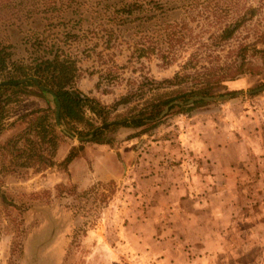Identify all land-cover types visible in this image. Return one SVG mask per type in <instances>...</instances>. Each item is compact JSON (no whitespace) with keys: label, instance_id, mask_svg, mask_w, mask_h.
Masks as SVG:
<instances>
[{"label":"rangeland","instance_id":"1","mask_svg":"<svg viewBox=\"0 0 264 264\" xmlns=\"http://www.w3.org/2000/svg\"><path fill=\"white\" fill-rule=\"evenodd\" d=\"M250 6L258 8L252 20L220 40ZM263 30L264 0H0L8 55L0 83H10L0 86V264H264V90L247 93L264 87V45L247 51L259 72L207 82L211 69L240 64L242 47ZM54 58H70L73 85L101 105L88 103L81 121L57 118L49 86L12 83L42 84L33 69ZM177 73L184 80L172 86ZM174 89L195 91L196 100L205 91L235 96L190 109L179 100L130 125ZM39 109H51L56 148L24 120ZM104 121L127 122L97 140L75 138ZM205 128L231 137V166L207 158ZM239 139L245 156L236 155ZM89 141L115 150L118 179H97L90 162L89 180H73L70 165ZM73 148L78 156L62 164Z\"/></svg>","mask_w":264,"mask_h":264},{"label":"trees","instance_id":"2","mask_svg":"<svg viewBox=\"0 0 264 264\" xmlns=\"http://www.w3.org/2000/svg\"><path fill=\"white\" fill-rule=\"evenodd\" d=\"M261 7H259V10ZM258 8L250 6L246 13L242 16H239L233 23H236L234 26L225 25L222 34L217 33V37L224 41H228L233 38V34L239 27L244 25L247 21L252 20L253 16L256 15ZM255 40L251 43H246L245 46L242 47L243 54H242V62L239 64L236 61H232L227 65H220L217 69L223 70V73L220 75L216 74V70L212 69L209 71L210 77L207 79L208 84H217L223 82L227 78L235 79L239 75L245 74L247 72L257 73L254 72L255 65L254 63L247 58V51L254 50V51H261L257 49L256 45L263 44L264 45V30L257 33L255 36ZM175 55L174 53H172ZM7 57L4 50H0V75L4 74L7 69ZM17 70L23 76L26 74V67H18ZM35 74L40 78L42 81L41 83L45 86H49L53 93L55 94V100L58 105H61V113L60 119L62 118H70L75 120H82L84 119V107L90 103L95 102L99 106V102L94 99L90 98L88 95L82 93L79 89H77L74 84V77H75V68L72 67V60L68 58L67 60H60V59H52L47 61H42L38 64L37 67L34 69ZM47 74H46V73ZM45 73V74H43ZM182 80H184V76H181L180 73H177L173 79L167 80L169 84L172 86L181 85ZM211 88V87H210ZM210 90V89H209ZM196 94L195 91H190L188 94L187 92H182L181 89H174L170 93L167 94V97L162 101L150 102L148 106L139 112L138 120L132 121L130 125L134 126H141L145 124V119L155 120L159 117L162 112L164 111L165 107L170 103L174 102L171 106L179 105L176 101H184L185 103L188 102L193 96ZM210 91L201 92V95L208 96L210 95ZM204 99H195L191 104H185L188 106V109L192 108L195 103L203 102ZM96 107L92 106L91 109L94 113H96ZM51 109H39L34 110L30 114L24 117L26 122H29L30 127H33V130L36 134L40 137L41 141L49 142L53 148L57 146V137L59 136V132L55 128V126L51 123ZM107 123V121H104ZM96 127L91 125V128L87 131V134H91ZM105 132L103 129H99L96 131L92 137L93 140H97V138ZM83 131H80L79 134H83ZM30 144L34 145L35 142H32V139H29ZM33 147V146H32ZM33 154V153H32ZM35 156V154H33ZM78 156V152L76 148H73L69 155L65 158L62 164L66 165L69 164L74 158Z\"/></svg>","mask_w":264,"mask_h":264},{"label":"crops","instance_id":"3","mask_svg":"<svg viewBox=\"0 0 264 264\" xmlns=\"http://www.w3.org/2000/svg\"><path fill=\"white\" fill-rule=\"evenodd\" d=\"M246 78L248 76L241 77L237 80L232 81L234 85H237L236 88H242L246 86ZM202 127H208L202 125ZM212 129V128H211ZM218 131L220 130H210V128L204 129V134H202V140H204L206 144V155L207 158H209L212 162V164H220L223 163L224 165L230 164L233 162L234 157L230 155L229 151L231 149L230 143L232 142L231 137L227 136L223 140L221 139H215V136L218 135ZM215 133L217 135H215ZM220 136L218 135V138ZM238 147L237 149L241 152L240 154H236L237 156H245L242 154V149L245 147V141L243 139H239L237 142ZM131 142H126L121 144L122 147V153L125 160H129L130 156L125 153L126 151L123 150L124 147H129ZM208 147V148H207ZM70 147L65 146L62 144V146L59 148L58 156L60 158H64L66 154L68 153ZM248 149V148H247ZM217 155V156H216ZM242 159V158H241ZM95 169L94 175H96L97 179H118L120 177V173L122 171V165L121 162L118 159V156L113 149L110 147H107L106 145L99 143L97 141H89L86 143L85 146V154L82 157L76 158L72 164L70 165V171L72 173V178L75 182H80V184H84L85 181L89 180L86 175L91 174L90 164ZM128 163L129 161H125ZM104 165L103 169L100 171L101 167ZM135 168L133 169V171ZM90 171V172H88ZM130 173L132 170L129 171Z\"/></svg>","mask_w":264,"mask_h":264},{"label":"water","instance_id":"4","mask_svg":"<svg viewBox=\"0 0 264 264\" xmlns=\"http://www.w3.org/2000/svg\"><path fill=\"white\" fill-rule=\"evenodd\" d=\"M28 79H33L36 83H37V85H39V87L41 88V89H43V90H49L46 86H44V85H42V84H40V81L37 79V78H32V77H28L27 79H22V80H20V81H17V82H12L14 85L15 84H17V83H23V82H25V81H27ZM9 85L10 83L9 82H4V83H0V86H3V85ZM260 90H264V87H262V88H260V89H257V90H253V91H249V92H247V93H252V92H255V91H260ZM53 93V92H52ZM54 94V93H53ZM238 94H240V93H238ZM235 95H232V96H227V97H215V96H203V97H200V98H202V99H206V100H219V99H226V98H228V97H234ZM54 97H55V94H54ZM196 98H192V99H190L188 102H187V104H191V103H193L194 102V100H195ZM177 103H179V104H183L182 102H180V101H178ZM169 110V107H167L164 111H163V113L161 114V117L163 116V115H165L166 114V112ZM60 111H61V105H60V103H58V105H57V118L59 119L60 118ZM136 120H138V118H134V119H131L130 121H136ZM127 121H124V122H120V121H113V122H111V123H107V124H104V125H101L100 127H96L95 128V130L89 135V136H87V137H75L77 140H79V141H83V140H89V139H91L92 137H93V135H94V133L96 132V131H98L99 129H106V128H108L110 125H115V124H123V123H126Z\"/></svg>","mask_w":264,"mask_h":264}]
</instances>
